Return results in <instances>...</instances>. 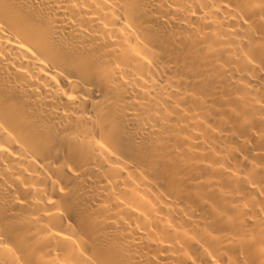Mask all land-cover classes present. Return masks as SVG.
Masks as SVG:
<instances>
[{
    "label": "bare ground",
    "instance_id": "6f19581e",
    "mask_svg": "<svg viewBox=\"0 0 264 264\" xmlns=\"http://www.w3.org/2000/svg\"><path fill=\"white\" fill-rule=\"evenodd\" d=\"M0 264H264V0H0Z\"/></svg>",
    "mask_w": 264,
    "mask_h": 264
}]
</instances>
